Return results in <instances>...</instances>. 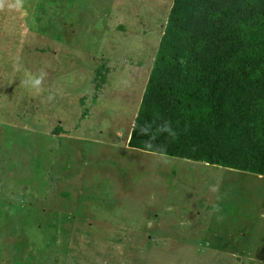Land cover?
<instances>
[{"label":"rangeland","instance_id":"1","mask_svg":"<svg viewBox=\"0 0 264 264\" xmlns=\"http://www.w3.org/2000/svg\"><path fill=\"white\" fill-rule=\"evenodd\" d=\"M172 1L0 0V264H264L262 176L127 146Z\"/></svg>","mask_w":264,"mask_h":264},{"label":"trees","instance_id":"2","mask_svg":"<svg viewBox=\"0 0 264 264\" xmlns=\"http://www.w3.org/2000/svg\"><path fill=\"white\" fill-rule=\"evenodd\" d=\"M127 146L264 177V0L172 1Z\"/></svg>","mask_w":264,"mask_h":264},{"label":"clouds","instance_id":"3","mask_svg":"<svg viewBox=\"0 0 264 264\" xmlns=\"http://www.w3.org/2000/svg\"><path fill=\"white\" fill-rule=\"evenodd\" d=\"M41 77H36L34 79H30L28 82L33 86V87H37L40 85L41 83ZM139 131L142 134L148 135L151 138H154V136L158 133V132H165L167 133L170 137H175V132L171 126V124L168 121H164L162 125H159L156 129V131L154 132L152 130V125L149 123H144L139 127Z\"/></svg>","mask_w":264,"mask_h":264},{"label":"crops","instance_id":"4","mask_svg":"<svg viewBox=\"0 0 264 264\" xmlns=\"http://www.w3.org/2000/svg\"><path fill=\"white\" fill-rule=\"evenodd\" d=\"M205 164V163H204ZM208 165V164H207ZM253 175V174H252ZM257 176V175H256ZM257 177H259V176H257ZM264 178V177H263Z\"/></svg>","mask_w":264,"mask_h":264}]
</instances>
